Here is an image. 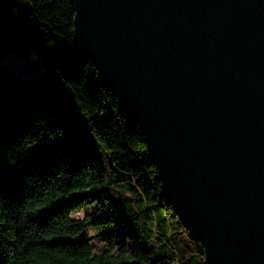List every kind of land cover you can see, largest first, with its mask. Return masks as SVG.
<instances>
[{"label":"water","instance_id":"obj_1","mask_svg":"<svg viewBox=\"0 0 264 264\" xmlns=\"http://www.w3.org/2000/svg\"><path fill=\"white\" fill-rule=\"evenodd\" d=\"M204 264H264V0H72Z\"/></svg>","mask_w":264,"mask_h":264},{"label":"trees","instance_id":"obj_2","mask_svg":"<svg viewBox=\"0 0 264 264\" xmlns=\"http://www.w3.org/2000/svg\"><path fill=\"white\" fill-rule=\"evenodd\" d=\"M75 14L72 0H0V264L203 259V247L189 251L184 239L172 242L176 252L166 232L159 241L154 224H183L140 128L79 53ZM30 46L46 63L32 81L1 63L5 48L26 55ZM117 185L128 194L116 197ZM155 242L163 252L154 254Z\"/></svg>","mask_w":264,"mask_h":264},{"label":"rangeland","instance_id":"obj_3","mask_svg":"<svg viewBox=\"0 0 264 264\" xmlns=\"http://www.w3.org/2000/svg\"><path fill=\"white\" fill-rule=\"evenodd\" d=\"M1 63L4 67L7 69L12 70L13 72L17 73L21 77L32 81L37 77H43L45 75L46 70V63L43 58V56L40 54V52L34 47L30 46L28 49V53L26 55L19 54L14 47H7L2 52V59ZM113 193L116 197L122 195V194H128L127 187L126 186H115L113 188ZM86 210H82L81 212L75 213L73 216L76 218H82L85 215ZM172 213V212H171ZM178 221V219H176ZM159 221L161 222V218L159 217ZM179 222V221H178ZM154 229L156 230L157 234L167 233V236L161 235L166 238V241L169 243L168 248L172 251L176 252L175 246L172 245V242L177 244V242H180L181 239H184L185 243H188L189 245V251H193L194 246L198 248V250H201L202 245L191 239L188 236V232L185 229V227L182 225L181 227L176 226H169L168 223L165 221L164 223L160 224L157 228V225L154 224ZM159 235V241L163 242L161 237ZM145 250L149 251L153 256L154 254H158L160 252H163L160 247V242H155L153 246V250L150 249V247H144ZM95 249L98 251L103 250V245L100 243L95 244ZM101 249V250H99ZM154 254H153V252ZM204 252V249H203ZM191 254V255H190ZM185 252V255H183V261L177 260L176 264H204V258L202 259L201 254H195L194 252L191 253Z\"/></svg>","mask_w":264,"mask_h":264}]
</instances>
